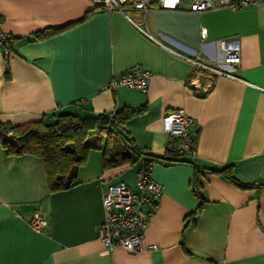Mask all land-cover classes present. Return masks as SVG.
Listing matches in <instances>:
<instances>
[{"label": "crops", "instance_id": "0c3cea01", "mask_svg": "<svg viewBox=\"0 0 264 264\" xmlns=\"http://www.w3.org/2000/svg\"><path fill=\"white\" fill-rule=\"evenodd\" d=\"M253 1L236 11L125 15L93 0H0L11 36L10 55L0 49V123L144 108L125 131L167 159L153 169L165 188L145 231L154 249L129 254L99 239L102 200L119 183L136 189L146 158L106 169L104 152L93 150L76 182L51 192L41 158L10 157L0 146V264H264V0ZM229 38L241 42L238 79L173 53L207 58L218 47L205 43ZM135 65L152 73L146 92L106 90ZM177 111L194 120L196 156L173 162L163 120ZM229 167L237 184L217 173ZM36 215L48 226L34 229Z\"/></svg>", "mask_w": 264, "mask_h": 264}, {"label": "built area", "instance_id": "2783aa9c", "mask_svg": "<svg viewBox=\"0 0 264 264\" xmlns=\"http://www.w3.org/2000/svg\"><path fill=\"white\" fill-rule=\"evenodd\" d=\"M99 9L108 12L119 11L128 15L130 11L147 14L152 11H189L201 14L222 8L240 10L253 4V0H93ZM140 29V28H139ZM151 40V35L144 32ZM203 41L207 39V30L202 29ZM217 45L218 52L201 56H186L173 52L179 58L197 68L212 74L238 79L236 68L241 64V42L238 38L223 39L218 43H205V46ZM0 49L5 56L11 53V36L2 30L0 19ZM152 80V73L141 65H135L120 77L111 81L106 88L115 91L120 87L136 92H146ZM194 120L184 111H177L164 117V132L168 137L167 150L184 158H195V135L190 131ZM155 162L144 161L136 176V189L125 183L111 186L103 196L105 218L99 226V239L108 251L121 248L129 254L154 249L144 243L145 231L154 218L158 202L164 195V185L153 178ZM34 229L48 226L47 220L36 215L31 222Z\"/></svg>", "mask_w": 264, "mask_h": 264}, {"label": "trees", "instance_id": "16d2710c", "mask_svg": "<svg viewBox=\"0 0 264 264\" xmlns=\"http://www.w3.org/2000/svg\"><path fill=\"white\" fill-rule=\"evenodd\" d=\"M143 113L144 108H122L113 114L89 117L62 114L53 124L45 121L20 126L0 123V146L10 157L31 154L41 158L50 191L67 190L76 182L78 170L86 165L93 150L104 152L106 169L135 165L142 158L155 164L167 161L165 157L153 156L137 147L125 131L128 123ZM172 155L173 162L180 161L177 155ZM217 173L237 184L231 167ZM195 187L199 196L197 180ZM199 198L202 200L201 196ZM203 205L202 200L200 206Z\"/></svg>", "mask_w": 264, "mask_h": 264}]
</instances>
